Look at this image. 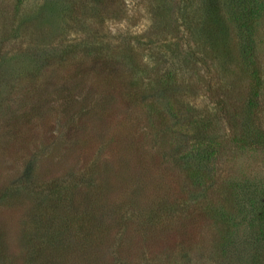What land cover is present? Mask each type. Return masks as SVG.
Returning a JSON list of instances; mask_svg holds the SVG:
<instances>
[{
	"label": "rangeland",
	"instance_id": "rangeland-1",
	"mask_svg": "<svg viewBox=\"0 0 264 264\" xmlns=\"http://www.w3.org/2000/svg\"><path fill=\"white\" fill-rule=\"evenodd\" d=\"M222 1L259 85L163 46L181 15L215 31L208 0H0V264H264V140L215 108L253 98L264 131V0Z\"/></svg>",
	"mask_w": 264,
	"mask_h": 264
},
{
	"label": "trees",
	"instance_id": "trees-1",
	"mask_svg": "<svg viewBox=\"0 0 264 264\" xmlns=\"http://www.w3.org/2000/svg\"><path fill=\"white\" fill-rule=\"evenodd\" d=\"M89 1V0H87ZM91 2L94 3V1L98 4H101V0H90ZM180 5H182L181 8L187 9L189 6L192 5L193 0H179ZM261 0H245L244 5L249 7L250 9H258L257 4H260ZM224 4L222 0H208L206 7L204 8L205 15L210 19V21L214 25L215 31L206 33L203 37L200 36V29H199V22L194 19H189L186 16L181 15L178 18L179 21V27L180 31L178 35H180L178 38H172L170 41L165 43L166 49L173 51V54L178 55V50L179 52L181 51V55L186 56L190 54H198L201 51H198L199 49H196L195 47L199 48L200 46H205L207 52H209V55L214 57L215 62L213 63V67L215 66H220L219 74H218V79L220 78V82L222 85H225V82L229 79L230 80H241L242 78L250 80V82L255 84L257 83L258 85L260 82L258 81V78L261 80V77L258 76V68L253 69L251 66L252 64V59L254 58V52L255 51V46L253 39L251 38V28L248 27L250 23V19L246 18L241 15L238 16V19H241L244 25V28H246V38L250 40L249 43L241 44L244 48V56L245 58L241 57L238 53L236 55L235 50L237 49L233 46V43L231 42V38L229 36V23L228 19L226 17V12L224 10ZM67 11L65 10V13ZM255 15V14H254ZM68 17L72 20L74 17L69 14ZM250 17H253L252 15ZM73 21V20H72ZM67 30L69 31L70 28L68 27ZM176 39L177 41L173 40ZM191 42L195 43V45L191 44ZM182 43H184V46L189 47V50L186 51V54H183V48H182ZM183 46V47H184ZM248 46L249 50H245V47ZM176 49V50H175ZM198 51V52H195ZM242 55V53H240ZM199 55V54H198ZM253 57V58H252ZM170 58H168L169 60ZM193 59H195L193 57ZM202 59V58H201ZM200 59V60H201ZM119 62V61H118ZM140 65H136L133 63L132 60L126 61L124 64L123 68L127 67H132L134 72H141L140 71ZM122 67V66H121ZM142 69H146L144 66H142ZM260 69V68H259ZM162 71V68H161ZM179 76V74H178ZM227 83V82H226ZM235 84V83H234ZM228 86V85H227ZM252 97V96H251ZM218 104V103H217ZM228 107L227 102L224 101H219L218 106L215 105V108L217 109V112H221V115H223L226 118L225 110H228V113L235 112L233 116H237L236 118L240 121L237 124L240 126L239 132H237L236 137L244 143L245 146H256L260 147V143H262V139L264 140V131L262 130H257L252 126L253 123V118H254V113L256 112V109L258 107V103L255 102L253 98L248 99V102L244 104V106H238V108H227ZM244 115V116H243ZM229 116H231L229 114ZM264 149V145L263 148ZM176 163V166H182L185 164L183 161L179 160L178 163L177 161H174ZM260 203L262 204V208H260V211L258 210L256 212L255 220H257V223L263 222V227H262V232L260 233V238L263 241L264 245V199L260 200ZM84 229L81 230V232ZM68 234V233H66ZM62 239L55 241L53 244L59 242V244H65L70 240V233L68 235H65L63 233L59 234ZM88 241V234L86 236L83 235L81 236V242L82 244H85V242ZM88 246L87 244H85ZM64 247V246H63ZM264 248V247H263ZM92 257H87L85 259L86 264H95L96 261L92 260Z\"/></svg>",
	"mask_w": 264,
	"mask_h": 264
}]
</instances>
